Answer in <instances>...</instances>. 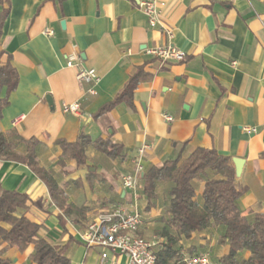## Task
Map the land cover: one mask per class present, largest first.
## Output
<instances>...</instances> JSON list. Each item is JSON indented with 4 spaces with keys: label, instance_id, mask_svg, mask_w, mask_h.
Instances as JSON below:
<instances>
[{
    "label": "crops",
    "instance_id": "obj_1",
    "mask_svg": "<svg viewBox=\"0 0 264 264\" xmlns=\"http://www.w3.org/2000/svg\"><path fill=\"white\" fill-rule=\"evenodd\" d=\"M142 1L0 0V65L10 59L19 74L0 131L14 128L42 143L41 165L68 182L70 201L88 207L87 221L117 203L132 208L133 198L121 177L134 171L133 159L144 145L149 146L143 156L146 169L176 158L185 148H212L242 160L237 179L246 192L240 208L248 217L264 213V0H161V25L172 37L159 26L150 27ZM46 29L54 34H45ZM165 44L185 51L186 59L161 63L146 53ZM80 66L100 75L97 95H89L90 85L77 80ZM140 69L148 77L135 90L133 104L123 101L100 114ZM76 101L81 102V114L63 113L65 103ZM164 114L174 120L167 122ZM82 133L119 145L118 156L108 157L91 146L85 166L73 160L62 165L56 141H74ZM88 171L96 172L90 180ZM0 188L31 197L29 216L44 223L42 234L53 243H68L72 236L69 256L84 251L80 264H89L91 255L100 264V249L82 247L70 220L61 225L60 210L31 168L0 158ZM142 189L141 184L137 203L144 221L139 234L152 237L166 212L164 187L150 208ZM221 232L211 228L180 244L197 252L216 246L220 260L229 250L228 243H219ZM32 250L30 246L8 255L13 264H31ZM249 255L242 253L244 258ZM119 260L125 264L126 257Z\"/></svg>",
    "mask_w": 264,
    "mask_h": 264
},
{
    "label": "trees",
    "instance_id": "obj_2",
    "mask_svg": "<svg viewBox=\"0 0 264 264\" xmlns=\"http://www.w3.org/2000/svg\"><path fill=\"white\" fill-rule=\"evenodd\" d=\"M147 77L143 69L134 73L100 114L123 101L132 105L135 90ZM18 81L19 74L10 59L0 65V118ZM3 88H6L5 96H2ZM56 144L61 149L60 163L63 165L66 160H73L78 167L87 164V152L91 146L111 158L118 156L117 150L120 148L109 139H93L85 133L74 141L59 139ZM41 145L35 137L25 138L14 128L0 131V158L31 168L45 183L51 202L60 210L58 219L61 225L65 226L70 220L76 229L81 230L88 223V207L70 201L68 182L62 183L54 169L41 165ZM94 175L96 172L88 171V180ZM200 183L204 184L203 191L197 194ZM160 186L164 187L166 212L161 218L162 227L155 231L159 239L156 249L158 264H183L185 255L206 252H197L196 247L184 250L180 242L194 233L211 228L220 229L219 243L229 245L219 264H264V213L258 212L248 217L242 212L239 202L246 187L237 179L230 157L212 148L197 147L189 152L185 148L176 158L146 169L142 192L149 200V208L157 200ZM33 204L27 193L0 188V264H13L9 251L23 253L30 246L33 247L29 255L31 264H72L68 249L74 238L70 236L68 243L55 244L44 236V223L29 216ZM244 251H250L248 258L242 256Z\"/></svg>",
    "mask_w": 264,
    "mask_h": 264
},
{
    "label": "built area",
    "instance_id": "obj_3",
    "mask_svg": "<svg viewBox=\"0 0 264 264\" xmlns=\"http://www.w3.org/2000/svg\"><path fill=\"white\" fill-rule=\"evenodd\" d=\"M164 3L161 0H143L140 7L146 16L150 27L161 29L172 37V32L161 25V14ZM45 34L53 35L52 29H46ZM146 53L161 63L180 62L186 59V52L174 44L156 45L146 49ZM73 61H68L69 67H74ZM76 78L79 83H88L89 95H97V85L101 77L97 70L80 66L77 68ZM65 114L79 115L82 112L81 102L65 103L62 107ZM167 122L174 120L168 114L163 115ZM248 132H255L253 127H244ZM148 145L139 149L138 158L133 159L134 171L124 174L121 183L129 190L133 198L132 208L123 204L112 205L108 210L97 213L88 221L86 226L78 230L76 236L87 248H98L100 264H120L119 257L125 256V264H158L156 249L159 239L156 235L143 237L139 230L143 225V212L138 208V199L143 175L146 171L143 156ZM183 264H217L211 259L209 251L185 255Z\"/></svg>",
    "mask_w": 264,
    "mask_h": 264
},
{
    "label": "rangeland",
    "instance_id": "obj_4",
    "mask_svg": "<svg viewBox=\"0 0 264 264\" xmlns=\"http://www.w3.org/2000/svg\"><path fill=\"white\" fill-rule=\"evenodd\" d=\"M76 240L83 247L82 242L79 239H76ZM207 251L210 252V255H211V258L213 259V261L215 263L219 264L218 263L219 262V249H218V247L214 246L213 248H208ZM83 260H84V251H75L73 253V256L71 257L72 264H80ZM94 262H95V256L91 255V257H89V259H88V263L94 264Z\"/></svg>",
    "mask_w": 264,
    "mask_h": 264
},
{
    "label": "water",
    "instance_id": "obj_5",
    "mask_svg": "<svg viewBox=\"0 0 264 264\" xmlns=\"http://www.w3.org/2000/svg\"><path fill=\"white\" fill-rule=\"evenodd\" d=\"M233 162H234V165H235L236 177L238 178V177L241 176V173H242L243 161L240 160V159H234Z\"/></svg>",
    "mask_w": 264,
    "mask_h": 264
}]
</instances>
